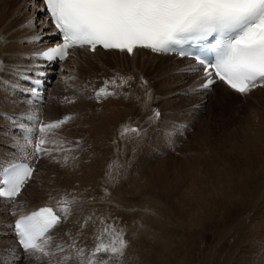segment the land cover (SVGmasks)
<instances>
[{
  "label": "bare ground",
  "instance_id": "6f19581e",
  "mask_svg": "<svg viewBox=\"0 0 264 264\" xmlns=\"http://www.w3.org/2000/svg\"><path fill=\"white\" fill-rule=\"evenodd\" d=\"M30 4L33 5L32 8L29 7ZM37 6L42 7L41 2L37 3V0H0V58L4 62L7 63V66H3L4 70H1V72H0V77H1V79H0V157L5 155V154H3L5 151H6L5 152L6 155H8L10 153L12 154V156L6 160L0 159V171H1V168L5 164H8V163H10V162H12L18 158H21V157L23 158V156H25L27 158V157H29V155H32V154L35 155V152L32 150V143L34 141L35 136L32 137V143L31 144L26 143L25 140L23 138H21V131L17 127V125L19 123H21V117L24 115H32V116L38 115L40 117V114L42 112L41 108L44 109L45 113H48V112H46V107L47 106L50 107L49 105H51V104L47 105L48 102L46 99L44 100V103H42V104L30 102L28 97L24 96L22 94V91L25 90L26 85H27V79H24L23 77L25 75L29 74L25 70H32L33 72H43V71H52L54 68V65H52V66H50L48 64L45 65V62L43 60L33 58L34 53H38L43 46L51 43V41L54 40L53 39L54 35L52 34V33H54V30L50 27V24L46 20L45 15L43 13H38L35 10ZM33 17L39 18V21L41 24L40 27L27 26L29 20H31ZM44 24L48 25L47 28L43 27ZM37 35H43L42 42L39 40H33V37L37 36ZM3 40L5 42H3ZM80 48H82V47H80ZM71 51L73 53V51H80V50L78 49V47H76ZM83 51L85 53L89 54V52L86 51L85 49H83ZM102 51H104V50L97 48L96 49L97 53L96 52L95 53L98 54V52H102ZM108 51L114 52V53L117 52L114 50H108ZM144 52H146V50L143 48H138V49L134 50L133 53H136V58H134V59L130 58V61L134 63V61L136 60V63H141V66H142V64H144L146 62L145 65H147V66H145V71L147 73H149L152 68L154 69V71H155L154 74L156 75V78L158 79L157 87H156L157 90H155V91L158 92V90H160L159 92L161 94L165 93V92L166 93L169 92L171 94V92H173L176 96V95H181L183 93H188V92L193 93L194 92L195 94L197 93V95L199 94L198 99L203 100V98L205 96L206 101L207 100L209 101L211 97H212V99H216V96H221L223 94V92L230 94L232 96L239 95L238 93L229 89L227 86H225L223 83H220V82L215 84V85H217V88L215 89V91L213 92L212 95H209V94L206 95L205 90H202V89L197 91L196 89L198 87L199 82L201 81L202 74L200 73V71L196 72V74L192 73V67L194 65V62L192 61L191 58L177 57L174 54H162V53L155 54V55H147L148 53L143 54ZM79 57H80L79 61H76V63L78 62V65L81 64L82 67H84L83 64H85V63L89 64V62L87 60H85V58L83 56H79ZM161 58L162 59L164 58V60H166V61L162 60ZM67 59H69V58L67 57L66 59L62 60L61 63H64ZM71 59H73V58H71ZM158 59H161V60H159L160 63L157 61ZM0 62H2V61H0ZM4 62H2V63H4ZM8 64L12 65L13 67L8 66ZM134 65H136V64L134 63ZM60 68H62V66ZM73 69H75V68L73 67ZM76 70H78V69H76ZM145 71H143V72L145 73ZM57 72H59V70ZM158 77H161L160 81H159ZM59 78H60V75H59ZM71 78H72V76H71ZM45 80H47V78H45ZM62 80H60L61 82L59 81L60 84L64 83V81L62 82ZM146 80H147V83H146ZM76 81H77V79H76ZM150 81L151 80H149L148 78L143 80V84L146 86L144 87L141 85L142 87H144V89H142L144 91H143V94L142 93L140 94L141 96L138 95L142 99L144 98V96H146V98H149L150 96L152 97V94L149 95V91L154 92L153 90H151L153 88L150 86L151 85ZM155 82H156V80H155ZM132 83H134V81ZM78 84L80 85V83H77V85ZM65 86H67V85H65ZM80 86H78V88H80ZM74 87H75V85H74ZM79 92L81 95V91H79ZM253 92H256L257 94H262V93H264V87L262 88V86H258L254 89ZM60 93H62V92H60ZM144 93H145V95H144ZM256 93H254V94H256ZM156 94H158V93H156ZM151 97L149 98L150 100H151ZM81 98H82V96H81ZM131 98H133V97H131ZM175 98H178V96ZM66 99H67V97H66ZM145 100H147V99H145ZM109 102H110V100H109ZM117 102L119 103V101H117ZM130 102H131V100H130ZM164 102H168V100L162 99V104L166 105ZM120 103H122V101ZM167 104H169V102ZM203 105H204V103H203ZM76 106H77L76 116H73V117L74 118L77 117L79 119V118H81V113L84 111L83 108H85V106L81 100L77 102ZM167 107H170V106H167ZM114 108H116V107H114ZM164 108H166V107H163V109ZM118 109L117 110L116 109L110 110V115L108 117H103L105 114H107V113H104V115L101 117V120L98 123H96V126L93 129L94 130L92 133L93 135L91 134L93 136L91 139H92V142L95 144V146H96V143L99 145H102L103 147L107 146V143L105 146L103 144L105 142L104 138H105L106 132H107L106 124L110 121H114V120L118 119V117H119L118 114L120 113V110H118ZM78 111H79V113H77ZM194 111H196V110H194ZM261 116H262V118H264V114H262ZM13 117H15V120ZM259 118H261V117H259ZM96 119L98 120V118H96ZM12 120L15 121V123H12ZM260 120L262 121V119H260ZM263 121H264V119H263ZM78 122H79V120H78ZM94 122L95 121H93V123ZM129 122H131V121H129ZM23 123L25 124L26 127H29V128L36 127V125H34L33 123H31L27 120H24ZM13 124H16V125L14 126ZM79 124H82V123H79ZM127 124H129V123H127ZM64 125L65 124H63V126ZM80 128H81V126H80ZM80 128L78 127L77 130ZM54 133H56V132H54ZM123 133H124V131H123ZM109 135H111V134H109ZM112 136L113 135H111L110 137L112 138ZM120 136L122 138V134ZM37 137H38V140L40 138H44L47 141V143L42 146L44 149H46L45 147L47 146V144L49 142L51 143L54 140V137H56V136L53 137V135L50 132H48V133L46 132V133H43ZM57 138H58V135H57ZM227 139H230V137H227L226 139H224L223 142L221 141L222 144L219 143L217 145V147L215 146L216 147L215 149H209L208 148L207 151H205L206 149L204 150L205 151L204 155L206 156L205 164H203V165L198 164L197 165L195 161L191 162L192 164L190 165V163H189L188 166L185 168V170H186L185 173L181 174L180 176L173 177L169 182H166L159 175L160 169L156 166L152 167L154 165H150L151 162L150 163L147 162L149 164L148 166L146 165L147 168H145L146 166H144L142 163V166L145 169L142 168V166H141V168L143 170L138 169V170L134 171L138 175L133 176V179H129V181H130L129 188L131 190L129 189V191H127V193H122L124 190L128 189V185H126L125 186L126 188H124L121 191V193L123 196H126V197H127L128 193L131 194V197H127V199L125 200V206H126V209H129V211L134 209V210H137V212L136 213L133 212V214H132L130 211L131 214L127 213V212H125L126 214H122V215L118 214V216H117L118 218L115 221L116 225H119L120 222L122 223L123 227L122 226H120V227H122V230H124V232L126 234L125 238L128 241V247L126 249L127 250L126 251L127 252V254H126L127 258H126V256H125V258L123 257L125 261H126V259H128L131 264H140L139 260L142 261L141 264H175L177 259L179 260L181 257L182 258L185 257L186 258L185 264H190V261H194V257L196 256L195 254L197 253V250L200 249L202 255L201 256L198 255L199 256L198 258H200V262L198 264H228L229 263L228 260H230L233 257H235L234 260L237 264H264V122H263L262 128L257 127L254 130L252 136H247L245 139H242L239 142L237 140L236 141L234 140L236 143L235 142L231 143L232 140L230 139L227 141ZM55 140H57V139H55ZM129 141H132V140L130 139ZM138 141H139V139H138ZM109 143H112V142L109 141ZM113 145L116 146L115 143ZM123 145L125 146V144H123ZM57 146H58V144H57ZM124 146H122L123 148L122 147H120V148L125 150ZM63 147H65V146H63ZM108 147H109V145H108ZM118 147L119 146H117V148ZM113 148H115V147H113ZM81 149H82V147H81ZM121 149H118V150H121ZM137 149H139V148L137 147ZM14 150L18 151L17 153H19V156H17L18 154L15 153ZM114 150H112V152H110V154L113 153ZM116 151H117V149H116ZM130 151H131V148H130ZM130 151L128 149L129 155H130ZM202 151H203V149H202ZM117 152L114 151L115 154ZM125 152H126V150H125ZM44 153H46V152H44ZM114 153H113V156L118 155V154L114 155ZM120 153L124 154V156L128 155V153H126V155H125V153L123 151L122 152L120 151ZM1 154H3V155H1ZM82 154H83V152H82ZM21 155H23V156H21ZM40 155H42V153H40ZM78 156H81V154L77 155V157ZM110 156H109L110 159L111 158L115 159V157H113V156L110 157ZM74 157H75V153H74ZM117 157L118 156H116V158ZM119 157H118V162H119ZM140 158H141V156L139 157V159ZM215 158H217V159H215ZM107 159H108V156H107ZM113 159H111L112 160L111 163H113ZM134 159L136 161V158H134ZM139 159L137 161H139ZM193 159L194 158H191L190 160L193 161ZM143 160H144V158H143ZM76 161L77 160L75 159L74 162L73 161L71 162V163H73L72 165H70L72 167V169L68 167L69 165L66 167L67 169L68 168L71 169V170L66 169L67 170L66 172L69 173L67 175V179L65 178L62 181H59V182L68 184L69 188L71 187L70 188L71 190L76 188L75 183L82 185V186L93 185L97 182L98 176H100V178L99 177L98 178L101 181L102 180L101 176L105 175L103 173L111 172V174H112L113 171H115V169H117V167H118V165L116 167V165H115L116 163H115L114 164L115 166L113 168H107V165H109L110 162L108 164L106 163V167H102V166L99 167L98 165H96V162H94L92 160H91L92 161L91 162L88 159H86V157L85 158L83 157V159L80 160L78 163ZM108 161H110V160H108ZM115 161H117V159H115ZM125 161L120 162V163L125 164ZM145 161H148V160H145ZM120 163H119V167L121 165ZM37 164L39 165L40 162L38 161ZM66 165H62L61 167L64 168ZM102 165H103V163H102ZM110 167H111V165H110ZM123 167H124V165H123ZM34 168L36 169V166ZM35 169H34L32 178L29 179V181L25 185L24 189L22 190L21 195H24L23 193H25L26 191L29 192V188H32L35 185V184L30 183L31 180L34 178ZM55 169H53V173L57 172V171H54ZM131 170H130V172H131ZM118 171L121 172V171H125V170H117V172ZM63 172H65V171H63ZM117 172H114V174ZM126 172H127V169H126ZM55 173L53 175H55ZM58 173L59 172L56 173L57 176H58ZM121 174H118V175H121ZM60 175H59V177H60ZM49 176H50V174H49ZM141 176L143 177V179ZM46 177H43V178H46ZM52 177H47L45 182L42 185H39L36 187L34 186L35 190H36V192H35L36 194H35V196L30 197L32 204L23 210H20V211L17 210V207L14 203L12 204L9 201H7L6 199L0 198V263L2 262L4 264L3 261H5L6 264H13V261H15V264H19V261H20L19 255L18 254H11L13 252L10 253L9 252L10 249H8V247H10V248L16 249L18 251L17 244L14 240V234L8 227L9 225L12 224V219L17 214H23V213L35 208L37 205L49 203V204H52L56 208L57 214L62 216V222H64V228H65V226H67V222L70 219H72L71 217H73V213L75 214V212H73L75 209L74 208L75 207V197H74L75 193L72 194V192H71L70 194H72V195L65 196L64 194H61V192H60L61 190L60 191L56 190L55 192H57V193L60 192V193L54 194V191H53V194L50 193L51 195H44V193L47 194V192H49V190H47V192H44V189L50 188L51 185L53 183H55V179L53 180ZM55 177H56V175H55ZM112 177L108 178V179L115 182L117 180L116 179L117 177H115L116 180H112L114 178V177L113 178ZM120 177H123V176L118 177L119 179H122ZM124 177H125V175H124ZM131 177H132V175H131ZM103 179L106 180V178H103ZM139 179H142V180L140 181ZM127 180H128V178H123L121 180V182L122 181L127 182ZM111 181H110V184L108 183V185H111ZM180 181H184L182 183L181 187H180ZM105 183H107V182L105 181ZM100 184L103 185L104 183H100ZM100 184H98V185H100ZM116 184H117V182L115 183V186H116ZM54 185H57V184L55 183ZM119 185H121V183L117 184L118 189L120 187ZM166 185L167 186L170 185L171 189H169V188H167V189L173 190V192L175 191L176 194L174 197H171V198H169V200H167L168 202H171L170 206H168L169 208L166 207L167 205L165 206L167 209L170 210L168 212L169 216H170L169 217L170 221H168V222L165 221L166 223H169V225L168 226L165 225L164 227H161L159 225L157 226V224L162 218L159 216L161 218V219L159 218L160 219L159 221L152 218L150 216V213L147 214L148 213L147 209H149L150 212L155 210V207H152L151 203L152 202L154 203L153 200L156 197V193L161 188H163V190H167V189H164V186H165V188L167 187ZM51 188L55 189L58 187L52 186ZM59 188H60V185H59ZM59 188H58V190H59ZM100 188H99V190H100ZM106 188H108V187H106ZM82 189H81V191H83ZM101 189H103V188H101ZM52 190H51V192H52ZM91 190H90V192H91ZM95 191H96V189H95ZM109 191H110V189H109ZM109 191H108V193H109ZM66 192H67V190H66ZM73 192H75V191L73 190ZM88 192L86 193V191H85L86 195L88 194ZM101 192H102V190H101ZM111 192H112V189H111ZM161 192H163V191H161ZM81 193L79 194L80 196H81ZM101 194H104V193H101ZM130 194H128V196ZM159 194H160V192H159ZM105 195L106 194H104V196ZM107 195L108 196H106V199H108V197H109V194H107ZM160 195H162V197H163L162 193ZM168 195H169V193H168ZM83 196H85V194H83ZM101 196H103V195H101ZM101 196L99 195V198ZM119 196H120V193H119ZM145 196L147 197L148 202L146 200H143V199H145L144 198ZM19 197L15 198L13 200L16 202V200H18ZM86 197H88V196H86ZM115 197H117V195ZM82 198H78V199H80V201H81ZM93 198H95V197H93ZM111 198H109V199H111ZM20 200H21V198H20ZM84 200H86V199L84 198ZM101 200H103V199L100 198V200H98V201L101 202ZM171 200H173L174 202ZM86 201H90V200H86ZM79 202H78L79 205L81 203H83V202H80V203ZM112 202H113V200H112ZM112 202H110V203H112ZM95 203H97V201ZM102 203L107 204L108 202L104 201ZM92 204L96 205L94 203H92ZM86 205H87V203H86ZM110 205H112V204H110ZM76 206H78V205H76ZM89 206H90V204H89ZM112 206H110V208H112ZM114 206H119V204L114 202ZM120 206H123V205H120ZM64 207L69 208V212L67 213L66 218H65V214L61 212V209ZM148 207H152V209H150ZM98 208H100V207H98ZM80 209H82V207ZM84 209H86V207L83 208V210ZM100 209L103 210L102 207ZM144 209H146L147 213L144 212ZM167 209H165V210L167 211ZM87 210H89V209L87 208ZM105 210H106V208H105ZM108 210L109 209H107V211ZM121 210H123V207L121 208ZM165 210L163 209V211L166 213ZM90 211H87V212L89 213ZM109 212H111V213H109L111 215L114 211H112V209H111V210H109ZM117 212H116V214H117ZM81 213H83V212H81ZM122 213H124V212H122ZM168 213H166V214H168ZM84 214L83 215L81 214V215L84 217H85V215L86 216L88 215V214H85V215ZM103 215L107 216L106 213ZM74 216L76 217V215H74ZM174 216H176V218H174ZM84 217H82V218L84 219ZM96 217L97 216H95L93 218L96 219ZM100 217L101 216H99V219H101ZM109 217H111V216H109ZM93 218L88 220V222H90V221L92 222ZM103 218H104V216H103ZM172 218H174L177 222L174 221ZM87 219H88V217H87ZM108 219H112V218H108ZM102 220H104V219H102ZM62 222L60 223L61 225H62ZM83 223H85V222H83ZM111 223H113V221ZM159 223L161 225L164 224V223L162 224L161 222H159ZM91 224H93V223H91ZM75 225L78 229V226H79L78 222H76ZM75 225H73V227ZM70 226H71V224H70ZM97 226H98V224H97ZM76 227H74V228H76ZM90 227H89V229H91ZM64 228H62V229H64ZM56 229H59V227ZM62 229L60 232L63 231ZM83 229H85V228H83ZM86 229H88V228H86ZM204 231H205V233L202 234ZM206 232H208V233H206ZM54 233H55V231H54ZM54 233H52V235ZM78 233L80 234V232H78ZM89 235H90V233H89ZM82 238H84V237H82ZM82 238H81V240H82ZM53 245H55V243ZM151 245H152V249L150 248L151 251L148 249L147 253H149V251H150L149 255H154V256L156 255V256L155 257L150 256L146 259L144 256L145 248L147 246H151ZM155 248H156L157 252H155ZM206 250H207V253L205 254ZM46 251H49L51 253V255L50 256H43L39 252H34V253L29 252L32 255L30 256V258L26 259V261L30 262L31 264L33 262L35 263V261H38V262H36L37 264L38 263L46 264V263H50L52 261L59 263V264H66L68 262V259L70 256V264H71L72 260H78L79 262H84L80 258V256L83 255L81 253L74 252V254L73 253L68 254L69 256H67V255L63 256L62 255L59 257V259H58V257L57 258L55 257L53 259L52 258L53 253L51 251V246L49 248L47 246ZM200 251H199V253H200ZM93 252H95V250H93ZM154 252L156 254H153ZM21 261H23V260H21ZM121 263H122V261H121ZM102 264H109V260L103 259Z\"/></svg>",
  "mask_w": 264,
  "mask_h": 264
},
{
  "label": "rangeland",
  "instance_id": "374dc122",
  "mask_svg": "<svg viewBox=\"0 0 264 264\" xmlns=\"http://www.w3.org/2000/svg\"><path fill=\"white\" fill-rule=\"evenodd\" d=\"M3 42H5V41L3 40ZM110 53L109 52H100L98 54L93 55V54H87L81 49H80V51H73V53L71 52L70 55L68 56L69 59H67L63 63V65L61 64L60 66H58L59 72H56L50 80L48 91H47V96H46V100L48 102L47 105L51 104V105H49L50 107H48V106L46 107V112H48V113H45L44 109L41 108V111H42L41 115L43 116L41 118L43 120V123H45V124L51 123V122H54L57 120H61V119L65 118L66 116L68 117L69 120L67 119L68 121H66L64 123L65 124L64 126H63V124L61 125L63 128L60 126L59 128H53L52 131H48L53 135V137L54 136H56V137H54V140H53L54 142L53 141L51 143L49 142L47 144V146L45 147L46 153H42V155H40V154L37 155V162L39 161L40 164L39 165L36 164L34 178L31 180L30 183L35 184L34 186L36 187V186L42 185L45 182L47 177L53 176L52 179L53 180L55 179V183L57 185L59 184L61 189L59 188V185L57 186V185H54L55 183H53L51 185V187L52 186L58 187L59 190H58V188L54 189V188L50 187L48 189H44V192H47V190H49V192H47V194L43 192L44 195H51V194H53V191H54V194H59L61 192V194H64L65 196H69V195H72L75 193L74 194V197H75V207L74 208L76 210L74 209V211H73V212H75V214L73 213V217H71L72 219H70L67 222V226H65V228H64V222H62V225L61 224L58 225L59 229H56L55 233L53 232L54 236L51 234L52 236H50V238H49V242H48L47 246H48V248L51 246V251L53 253V257H52L53 259L55 257L56 258L58 257V259H59V257L62 255L63 256L64 255L69 256L68 254H70V253L74 254V252H77V253L83 254L80 256V258L82 259V261H85L86 257L91 258L89 254L93 253V250H95V246L97 244H99V243H111L112 240L115 239V237L113 236L112 233H109L107 235H102L103 228L105 227V224H103L102 221L106 222L107 225H115V228L122 231L124 234V237H126L124 230H122V227H123L122 223L120 222L119 225H116L115 221L118 218L117 217L118 214L122 215V214H126L125 212L130 213V211L132 214H133V212H135V213L137 212V210H134V209H132L130 211H129V209H126L125 200L127 199V197H131V194L128 193L130 195L128 196V194H127V197H126V196H123L122 193H127V191H129V189H130L129 188V183H130L129 179H133V176L138 175L134 171H136L138 169L143 170L142 168H144V167L142 166V163L144 166H146V165L148 166L149 165L148 163L151 162L150 165H154L152 167H155V166L158 167L160 169L159 175L166 182H169L173 177L180 176L181 174L185 173L186 172L185 168L188 166L189 163L191 165L192 164L191 162L195 161L197 165L198 164L199 165L205 164L206 156L204 155V152L207 151L208 148L209 149H215L217 147V145L219 143H221V141L223 142V140L226 139L227 137H230V139L232 140L231 143L235 142L236 140L239 142L240 140L245 139L247 136H252L254 130L257 127L262 128V126H263V122H264L263 119L264 118H262L261 115L264 114V93L257 94L256 92H253L254 91V89H253L246 96L242 95V94L232 96L230 94L223 92V94L221 96H216V99H212V97H211L209 101L205 100V96H204L203 100L198 99L199 94L197 95V93L193 94V93L188 92V93H183L181 95H176V96L173 92H171V94L169 92L168 93L165 92V93L161 94L159 92L160 90H158V92L155 91V90H157L156 87H157L158 79L156 78V75L154 74V72H155L154 69L152 68L149 73H147L145 71V66H147V65H145L146 62L144 64H142V66H141V63H136V60H135L134 63L136 65H134V63L131 62L127 56L120 54V53H116V54L112 53V52H110ZM79 56H83L85 58V60H87L89 62V64L88 63L83 64V66L85 68L82 67L81 64L78 65V62L76 63V61H79V58H80ZM71 58H73V59H71ZM161 59H158L157 61L159 62V60H161ZM162 60H164V58ZM0 61L4 62L1 58H0ZM164 61H166V60H164ZM2 62H0V72H1V70H4L3 66H7L6 62H4L6 65ZM8 66L13 67L12 65H9V64H8ZM61 66H62V68H60ZM73 67L75 69H73ZM76 69H78V70H76ZM143 71H145V73ZM59 75H60L61 79L59 78ZM71 76L73 79L71 78ZM146 78L151 80L150 86L153 88L151 90L154 91V92L149 91V95L152 94V97L150 96L151 100L149 99L150 97L146 98V96H144L143 99L140 97L141 96L140 94L141 93L143 94V91H144L142 89H144V87L146 86L143 84V80ZM158 78L160 81L161 77H158ZM0 79H1V77H0ZM76 79H77V81H76ZM60 80H62V82L64 81V83L60 84V82H61ZM155 80H156V82H155ZM133 81H134V83H132ZM77 83H80L81 86L79 84L77 85ZM146 83H147V80H146ZM65 85H67V86H65ZM74 85H75V87L76 86L77 87L75 88ZM141 85L144 87H142ZM78 86H80V88H78ZM263 87L264 86H262V88ZM216 88H217V85H214L210 89L205 90V94L206 95L207 94L212 95ZM101 89H104L105 92H109L112 94L111 95H105V94L101 93L98 96L97 93H99ZM79 91H81V95H80ZM60 92H62V93H60ZM156 93H158V94H156ZM254 93H256V94H254ZM138 95H140V96H138ZM144 95H145V93H144ZM81 96H82V98H81ZM174 96L175 97L178 96V98H175ZM66 97H67V99H66ZM131 97H133V98H131ZM145 99H147V100H145ZM162 99L168 100L169 104H167L168 102H164L166 105L162 104ZM80 100L84 103L85 108H83L84 111L82 113L80 112L81 118L78 119L77 117L74 118L73 116H76V109H77L76 105H77V102ZM109 100H110V102H109ZM130 100H131V102H130ZM117 101H119V103ZM121 101H122V103H120ZM203 103H204V105H203ZM167 106H170L171 108L167 107ZM114 107H116V108H114ZM163 107H166V108L163 109ZM112 109H114V110L118 109V110H120V113L118 114V116H119L118 119H116L114 121H110V122H108L109 124L108 123L106 124L107 132H106V136L104 138L105 142L103 144L105 146L107 143V146L103 147L102 145H99L97 143L95 146V144L92 142V139H91L93 137L92 136L93 135L92 133L94 131L93 129L95 128L96 123H98L101 120V117L104 115V113H107V114H105L106 116L104 115L103 117H108L110 115V110H112ZM194 110H196V111H194ZM157 111H159V113H160L159 117H157L155 115V113ZM77 113H79V111ZM259 117H261V118H259ZM96 118H98V120ZM260 119H262V121ZM78 120H79V122H78ZM93 121H95V122L93 123ZM129 121H131V122H129ZM12 123H15V121L12 120ZM79 123H82V124H79ZM127 123H129V124H127ZM13 125L15 126L16 124H13ZM79 125L81 126L82 129L80 128ZM78 127L80 129L77 130ZM135 130H138V131H135ZM123 131H124V133H123ZM54 132H56V133H54ZM109 134L113 135L112 138L110 137L111 135H109ZM121 134H122V138L120 136ZM57 135H58V138H57ZM55 139H57V140H55ZM130 139L132 141H129ZM138 139H139V141H138ZM230 139H227V141ZM109 141L112 143H109ZM55 142L58 144V146ZM114 143L116 144V146L113 145ZM123 144H125V146ZM108 145H109V147H108ZM63 146H65V147H63ZM117 146H119V147L117 148ZM122 146L125 147L126 152L124 149L120 148ZM81 147H82V149H81ZM113 147H115V148H113ZM137 147L139 149H137ZM130 148H131V151H130ZM116 149L119 153L116 151ZM118 149H121V150H118ZM128 149L130 151V155L128 153ZM202 149H203V151H202ZM112 150H114L115 152H117L116 154H118V155H116L113 151L114 155H116L118 157L120 156L119 162H118V157L116 158V156H113V153H111L112 155L110 154V152H112ZM120 151L121 152L123 151L125 153V155H126V153H128V155L124 156V154H121ZM5 152L3 153L5 155L1 154L3 156H1L0 159L6 160L12 156L11 153L6 155ZM14 152L17 153L18 151L14 150ZM82 152H83V154H82ZM74 153H75V157H74ZM17 154L19 155V153H17ZM80 154H81V156L77 157V155H80ZM107 156H108V159H107ZM109 156L115 157V159H117V161H115V159L111 158V159H113V163H111L112 160L109 158ZM140 156H141V158L139 159ZM83 157L84 158L86 157V159H88L89 161L92 160V161L96 162V165H98L99 167H101V166L106 167V163L108 164L109 162L110 163H109V165H107V168H113L115 165H116V167L118 165V167H117V169H115V171H113V173H112L113 175L111 174V172L103 173L105 175L101 176L102 177L101 181L99 179L100 176H98L99 178L97 177V182L95 184H93L94 186L93 185H90V186L87 185L88 186L87 187V186H82V185L75 183L76 188L71 190L70 189L71 187L69 188L68 184H65V183H62L59 181H62L65 178L67 179V175L69 173L66 171L69 168L72 169V167L70 165H72L73 163H71V162L72 161L74 162V160L76 159L77 160L76 162L78 163L80 160L83 159ZM133 157L136 158V161ZM143 158H144V160H143ZM191 158H194L193 161L190 160ZM138 159H139V161H137ZM215 159H217V158H215ZM108 160H110V161H108ZM145 160H148V161H145ZM124 161H125V164L120 163V162H124ZM102 163L104 166L102 165ZM119 163L121 164L120 167H119ZM62 165H66V166L63 168V167H61ZM110 165H111V167H110ZM123 165L127 169V172H126V169L123 167ZM67 166L69 167L68 169L66 168ZM141 166H142V168H141ZM147 166L145 168H147ZM53 169H55L54 171L59 172L58 176L56 174L57 172L56 173L54 172L56 177H55V175H53L54 174ZM71 169H69V170H71ZM117 170H125V171H121V172L118 171L117 172ZM130 170H131V172H130ZM63 171H65V172H63ZM114 172H117L118 174H121V173L122 174L118 175L117 173H115L116 174L115 175ZM49 174H50V176H49ZM59 175H60V177H59ZM124 175H125V177H124ZM131 175H132V177H131ZM119 176H123V177H120L122 179L128 178V180H127L128 183L126 181L121 182L122 179H119L118 178ZM43 177H46V178H43ZM111 177L113 178L112 180H116V179L117 180L114 182V181H111L110 179H108ZM115 177H117V178L115 179ZM103 178H106V180ZM142 179H143V177H142ZM142 179H139V180L141 181ZM105 181L107 183H105ZM110 181H111V185H108V183L110 184ZM116 182H117V184L121 183V185H119L120 186L119 189H118L117 184L115 186ZM183 182L184 181H180V187H181ZM100 183H104V184L101 185ZM98 184H100V185H98ZM126 185H128V189L124 190L121 193V191L124 188H126L125 187ZM34 186L32 188H29V192L26 191L25 193H23L24 195H21L19 197V199L16 200V202L12 201L10 203H12V204L14 203L17 207V210H19V211L29 207L32 204L30 197L35 196V194H36L35 193L36 190H35ZM98 187L99 188L101 187L103 189L100 188V190H99ZM106 187H108L110 189V191ZM80 188L81 189L83 188L82 189L83 191H81ZM167 188L171 189L170 185L167 186L166 188L164 186V189H167ZM95 189H96V191H95ZM111 189H112V192H111ZM51 190H52V192H51ZM56 190L57 191L61 190V191L57 193V192H55ZM66 190H67V192H66ZM73 190L75 192H73ZM90 190H91V192H90ZM101 190H102V192H101ZM160 190L163 192H161ZM160 190L156 193V197L153 200L155 204L153 202L151 203L152 207H155V210L151 211L152 212L151 213L149 211V209H147V212H148L147 213L146 209H144V212L147 214L150 213V216L152 218L158 220V221L162 218L159 222H161L163 224L165 221L166 222L170 221V219H169L170 216L168 213L170 210L167 208H169L168 206H170L171 202H168L167 200H169V198H171V197H174L176 193H175V191L173 192V190H168V189H167L168 191L163 190V188H161ZM85 191H86V193L88 191L90 193L88 192V194L86 195ZM108 191H109V193H108ZM71 192H72V194H70ZM79 192L80 193L82 192L81 196L79 195L80 194ZM159 192H160V194L161 193L163 194V197H162V195L159 194ZM101 193H104L106 195L104 196V194H101ZM119 193H120V196H119ZM168 193L170 196L168 195ZM83 194H85V196H83ZM98 194L100 196L103 195L100 197L101 199H103V200H101V202L98 201V200H100ZM107 194H109L108 199H106V196H108ZM116 195H117V197H115ZM86 196H88V197H86ZM93 197H95V198L97 197V198L95 199ZM20 198H21V200H20ZM78 198H82V200L80 201V199H78ZM84 198L86 200H90V201H86V200H84ZM109 198H111V199H109ZM144 198L145 199H143V200L147 201V197L145 196ZM112 200H113V202H112ZM79 201L83 202V203H81L79 205L78 204ZM96 201H97V203H95ZM104 201L108 202L109 204L108 203L103 204L102 202H104ZM171 201H173V200H171ZM110 202H112V203H110ZM114 202L118 203L119 206L120 205H123V206H120V207L114 206ZM86 203H87V205H86ZM88 203L90 204L91 207L89 206ZM92 203H94L96 205H93ZM99 203L100 204L102 203V204L100 205ZM110 204H112L113 206ZM76 205H78V206H76ZM110 206H112V208H110ZM81 207H82V209H80ZM85 207H86V209L83 210V208H85ZM98 207H100V208L102 207L105 212ZM104 207L106 208V210ZM122 207H123V210H121ZM152 207H148V208L152 209ZM87 208L89 210H87ZM107 209H109V210L112 209V211H114V212L110 215L109 213H111V212H109V210L107 211ZM163 209L164 210L167 209V211L166 210L165 211L168 214H166L163 211ZM87 211H90V212L88 213ZM81 212H83V213H81ZM116 212H117V214H116ZM122 212H124V213H122ZM84 213L88 214V215L86 216ZM105 213L107 214V216L103 215ZM81 214L82 215L84 214L85 217L82 216ZM74 215H76V217ZM80 215L82 217H84V219ZM108 215L111 217H109ZM95 216H97L98 218L97 217H96V219L93 218ZM99 216H101L100 217L101 219H99ZM103 216H104V218H103ZM87 217H88V219H87ZM78 218L79 219L81 218V219L79 220ZM92 218H93L92 222L91 221L88 222V220H90ZM108 218H112V219H108ZM174 218H176V216H174ZM174 218H172V219L174 221H176ZM102 219H104V220H102ZM111 220L113 221V223H111L112 222ZM76 222H78V224H79L78 229L75 225ZM83 222H85L86 224ZM159 222H158L157 226L159 225L161 227H164L165 225H167V226L169 225V223H166V222H165L166 224L164 223L163 225H161ZM69 223L71 224L72 227L70 226ZM91 223H93V224H91ZM97 224H98V226H97ZM73 225H75L74 227H76V228H74ZM87 225L89 227L91 226L90 227L91 229H89V227ZM120 226H122V227H120ZM62 228H64V229H62ZM83 228H85V229H83ZM86 228H88V229H86ZM61 229L63 230L62 232H60ZM78 232H80V234ZM89 233H90V235H89ZM204 233H205V231L202 234H204ZM206 233H208V232H206ZM82 237H84L85 239ZM81 238H82V240H81ZM53 242L55 243V245H53L54 244ZM147 247L145 248V251H144V253H145L144 256L146 259L150 256L151 257L154 256V255H149V253L152 249V245L147 246ZM8 249H10L9 250L10 253L13 252L11 254H18L19 257L24 261L23 262L20 260L19 264L20 263L21 264H31L30 262L26 261V259L29 257L27 254H24V253L22 254L19 251H17L16 249H13L10 247H8ZM61 249H62V251H61ZM148 249L150 250L149 253H147ZM126 251L122 257L117 256L114 258V264H123V263L124 264H126V263L131 264L128 259H126V261L124 260L125 256L127 258V255H126L127 252ZM199 251H200V249L197 250V253L195 254L196 256L194 257V261H190V264H196V263L198 264L200 262V258H198V257L201 256L202 254H201V251H200V253H199ZM155 252H157L156 248H155ZM155 252L153 254H156ZM206 253H207V250L205 251V254ZM97 256H98L97 257V259H98L99 254H97ZM234 258L235 257L231 258L232 260L231 259L228 260L229 261L228 264H237L235 262ZM105 259L112 260L113 258L108 257ZM185 260H186L185 257H183V258L181 257L179 260L177 259L175 264H185ZM121 261H122V263H121ZM3 262H4V264H6L5 261H3ZM139 262H140V264L142 263L141 260H139ZM0 264H3V263L1 262ZM32 264H37V263L33 262ZM38 264H40V263H38ZM66 264H70V256H69L68 262ZM80 264H84V262H80Z\"/></svg>",
  "mask_w": 264,
  "mask_h": 264
},
{
  "label": "snow or ice",
  "instance_id": "6c2138e0",
  "mask_svg": "<svg viewBox=\"0 0 264 264\" xmlns=\"http://www.w3.org/2000/svg\"><path fill=\"white\" fill-rule=\"evenodd\" d=\"M42 4L35 10L55 26L56 32L52 34L61 40L33 54V58L46 63L66 59L69 50L75 47L95 51L99 46L128 54L144 48L193 58L192 73L203 72L197 91L208 90L220 82L238 94L248 95L256 87L264 86V0H42ZM27 26L40 27L39 18L33 17ZM33 40L42 42L43 35L34 36ZM25 71L29 74L23 78L33 84L31 93L38 95V86L43 83L40 77L44 74ZM101 93L112 94L101 89L97 95ZM155 115L159 117V111ZM67 119L45 124L38 115H24L17 127L21 138L31 144L33 136L59 128ZM24 120L37 127H26ZM46 143L40 138L35 153H44L46 149L42 146ZM33 172L28 163H13L0 178V198L11 202L19 197ZM61 212L66 218L69 208L64 207ZM61 222V215L44 206L20 215L8 227L25 253L50 256L46 246ZM102 223L105 224L102 235L112 233L115 239L97 244L84 264H102L108 257L113 258L109 264H114L115 257L125 254L128 241L123 232L115 225ZM71 264L80 262L72 260Z\"/></svg>",
  "mask_w": 264,
  "mask_h": 264
}]
</instances>
